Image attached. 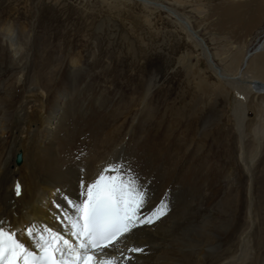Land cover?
<instances>
[{
    "label": "rangeland",
    "instance_id": "1",
    "mask_svg": "<svg viewBox=\"0 0 264 264\" xmlns=\"http://www.w3.org/2000/svg\"><path fill=\"white\" fill-rule=\"evenodd\" d=\"M157 1L197 23L205 38V48L211 49L217 64L227 72L236 73L246 50L264 37V13L258 18L247 0ZM257 20L259 26L250 33L252 22ZM182 25L166 11L136 0H0V84L7 86L6 95L3 93L2 97L8 101L16 95V102L22 92L15 88V81L28 80L27 86L35 85L47 109L64 105V115L72 116L73 126L81 127L83 137L100 127L107 129L101 136L105 138L117 126L122 132L115 137L117 141L125 139L133 122L134 126L138 124L136 134H139L132 139L135 149L139 137H144L142 130L146 126L138 121L141 112L147 119L154 118L153 124L164 127L161 142L162 146H167L171 164L173 167L180 165L177 178L174 176V181L166 184L168 191L178 181L185 183L197 164L203 167L208 163L215 165L211 173L214 177L235 164V176L241 183L240 199L235 207L242 219L249 182L239 164L237 136L233 131L231 112L236 96L233 91L228 90L229 94L224 95L227 91L217 89L226 100L214 108L209 106L214 96L210 87L221 79ZM16 48L18 55L14 53ZM247 70L249 75L264 80V57L252 61ZM83 108L88 111L84 112ZM191 112L209 121L206 131L198 134V127L185 122L182 116ZM124 113L127 116L121 120H112L117 114ZM255 114L251 108L248 113L251 120L247 123L249 132L253 129ZM220 116L226 121L219 122ZM170 131L175 132L172 135ZM10 137L6 131L4 144L10 143ZM128 140L129 136L126 137ZM193 140L196 145L186 156ZM65 144L63 140L59 149ZM253 145L251 141L248 143L249 148ZM199 147H204V158L201 156V159L196 157ZM262 153L254 205L259 220L254 229L258 244L253 246L260 247L258 251L264 250ZM58 155L65 159L62 154ZM82 155L79 152L76 158L80 159ZM139 173L140 180L146 177L142 171ZM221 186L214 188L210 206L223 207L226 199ZM208 206L203 210L207 211ZM231 224H224L229 227L227 230L231 229ZM240 225L248 227L249 222L243 218ZM237 228L218 242L219 250L238 248L235 238L240 232L236 233ZM256 253L254 251L252 256L253 264L257 257L264 258V251L261 252L263 256Z\"/></svg>",
    "mask_w": 264,
    "mask_h": 264
},
{
    "label": "bare ground",
    "instance_id": "2",
    "mask_svg": "<svg viewBox=\"0 0 264 264\" xmlns=\"http://www.w3.org/2000/svg\"><path fill=\"white\" fill-rule=\"evenodd\" d=\"M136 1L169 13L183 24L189 38L197 44L201 55L221 79L217 80L218 84L208 86L214 95L209 106L214 108L219 102L226 100L219 91H227L224 95H228L230 90V93L233 91L236 96V103L231 112L233 131L237 136L239 164L249 182L244 217L241 219L238 207H235L241 192V183L237 180L233 167L235 164L227 166L219 177L211 176L215 165L205 163L207 166L203 167L202 164H197L195 168L192 167L193 170L185 183L178 181L173 189L168 191L166 184L171 182L174 176L177 178L180 165L173 167L171 164L167 146H162L161 142L164 127L162 124H153L154 118L147 119L141 112L138 121L146 126L142 128L144 137H139L136 149L132 139L139 133L136 134L138 124L134 126V122L127 132L128 141L127 136L116 141L115 137L122 134L117 126L105 138L101 136L107 129L100 127L97 128L100 131L95 128L83 137L81 127L73 126L72 116L64 115V105L47 109L46 102L41 99L34 84L27 86L28 80H16L15 88L22 92L21 98L16 102V95L11 96L8 101L4 100L2 95H6L7 86L0 84V225L6 229L10 228L30 251L38 255L41 251L35 243L36 238L29 235V229H51L53 233H60L72 244L78 245L67 223L68 216L74 214L68 200H82L81 181L87 185L95 180L110 162L123 161L137 175L142 171L143 176H146L141 180L150 193L145 214L160 205L161 201L167 204V208L165 214L155 223L138 225L131 233L120 238L114 248H107L103 253L98 252L101 258L116 257L118 264H253L254 251H257V255L264 251H258L260 247L253 246L258 244L254 229L259 218L254 212V205L257 202V169L264 152V80L249 75L247 68L252 61L264 57V37L253 48L246 50L238 71L230 73L217 64L216 55L211 49L205 48V38L201 36L195 21L187 20L157 0ZM247 1L253 6L252 11L258 13V18L261 17L264 13V0ZM259 24L258 20L252 22L250 33L257 29ZM17 48L14 53L18 55ZM96 104L101 109L99 103ZM251 108L256 114L253 129L249 132L247 123L251 120L248 117ZM83 109L84 112L88 111ZM123 116L127 115L117 114V118L112 120L119 121ZM84 117L86 118H81ZM182 118L188 124L198 127V134L209 127V121L197 113H186ZM76 121L78 123V120ZM223 121H226L224 116H220L219 122ZM6 131L11 134L9 144H4ZM174 132L170 131V134L173 135ZM63 140L66 144L59 149ZM250 141L254 144L253 148L248 147ZM195 145L196 141L193 140L186 156ZM202 148L204 147L196 150L198 159H201V156L204 158ZM79 152L83 155L77 159L76 154ZM58 153L65 159L59 158ZM18 155H21V163H17ZM17 184L20 185L19 194L16 190ZM219 185H222L226 199L222 208L210 206L214 188ZM204 206H208L207 211L203 210ZM243 218L249 222L248 227L240 225ZM228 222L232 223L229 230V227L225 226ZM236 228V233L240 232L235 238V242L239 244L238 248L234 251L232 248L219 250L221 247L218 242L226 239ZM133 248L143 251H130ZM254 261V264H264V258L257 257Z\"/></svg>",
    "mask_w": 264,
    "mask_h": 264
},
{
    "label": "snow or ice",
    "instance_id": "3",
    "mask_svg": "<svg viewBox=\"0 0 264 264\" xmlns=\"http://www.w3.org/2000/svg\"><path fill=\"white\" fill-rule=\"evenodd\" d=\"M16 190L19 194V184ZM81 192L82 200H68L74 214L68 216L67 223L78 245L51 229H29V235L36 238L35 243L41 251L38 255L10 228L0 225V264H118L116 257L97 258L94 250L103 253L105 248H114V241L131 233L138 225L155 223L167 208L161 201L145 214L149 189L123 161L110 162L87 185L81 181Z\"/></svg>",
    "mask_w": 264,
    "mask_h": 264
},
{
    "label": "water",
    "instance_id": "4",
    "mask_svg": "<svg viewBox=\"0 0 264 264\" xmlns=\"http://www.w3.org/2000/svg\"><path fill=\"white\" fill-rule=\"evenodd\" d=\"M21 161H22L21 155H18V157H17V163H21Z\"/></svg>",
    "mask_w": 264,
    "mask_h": 264
}]
</instances>
